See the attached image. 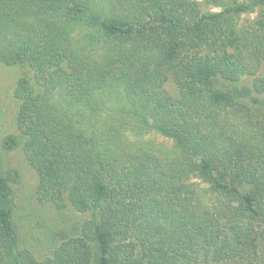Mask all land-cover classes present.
Segmentation results:
<instances>
[{"label": "trees", "instance_id": "trees-1", "mask_svg": "<svg viewBox=\"0 0 264 264\" xmlns=\"http://www.w3.org/2000/svg\"><path fill=\"white\" fill-rule=\"evenodd\" d=\"M206 1L0 0V71L22 70L3 148L84 216L38 261L0 163V264H264V0Z\"/></svg>", "mask_w": 264, "mask_h": 264}, {"label": "rangeland", "instance_id": "rangeland-1", "mask_svg": "<svg viewBox=\"0 0 264 264\" xmlns=\"http://www.w3.org/2000/svg\"><path fill=\"white\" fill-rule=\"evenodd\" d=\"M200 4V9L206 11H218L206 0H195ZM256 18V14L244 16L242 23L248 24ZM22 70L17 67H1L0 71V163L7 168L16 169L20 176V182L14 186L15 203L17 205V217L22 221L24 236L30 247L35 248L40 256L38 261L53 257L56 240L63 237V233H72V225L78 224L84 216L74 211L67 210L66 218L57 214L56 210L47 204L40 203L38 194L39 175L35 167L28 160L24 150L23 142L13 150L3 148L4 139L15 136L20 139L17 126V115L19 103L15 98V88ZM258 77H264V64ZM177 77L171 74L165 81L164 88L167 92L178 97L181 90L177 85ZM255 77H250L244 82L252 84ZM150 140L157 144L172 146V141L159 135L151 134ZM40 201V202H39ZM51 240H54L51 242ZM33 245V246H32Z\"/></svg>", "mask_w": 264, "mask_h": 264}]
</instances>
